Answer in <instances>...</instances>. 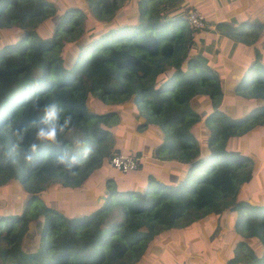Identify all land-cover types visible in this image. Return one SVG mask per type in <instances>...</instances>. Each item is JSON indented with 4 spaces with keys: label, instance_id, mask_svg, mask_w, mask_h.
Returning a JSON list of instances; mask_svg holds the SVG:
<instances>
[{
    "label": "trees",
    "instance_id": "obj_1",
    "mask_svg": "<svg viewBox=\"0 0 264 264\" xmlns=\"http://www.w3.org/2000/svg\"><path fill=\"white\" fill-rule=\"evenodd\" d=\"M79 1L59 9L52 0H0V28L12 32L0 42V190L16 180L21 191L18 210L0 208L3 264H140L162 230L231 212L233 230L256 238L262 250L239 240L225 264H264V200L243 193L260 176L244 135L264 127V60L252 45L264 13L262 20L241 14L214 23L252 45L230 87L240 107L231 105L228 114L219 107V75L204 56L188 54L193 28L185 23L186 0ZM128 8L135 14L121 17ZM48 19V31L38 30ZM89 95L103 103L128 100L141 117L137 128L157 126L153 156L142 158L129 142L125 151L112 145L116 111L89 109ZM197 96L208 99L202 116L194 108ZM50 106L64 125L55 143L37 138ZM200 118L202 145L191 130ZM114 152L137 156L138 175L112 166L107 172L103 162ZM96 170L104 174L88 190V198L96 197L88 209L60 211L45 197L49 182L78 188ZM127 177H139L137 186ZM29 221L40 223L39 244L25 251L20 241ZM219 229L216 220L209 237Z\"/></svg>",
    "mask_w": 264,
    "mask_h": 264
},
{
    "label": "rangeland",
    "instance_id": "obj_2",
    "mask_svg": "<svg viewBox=\"0 0 264 264\" xmlns=\"http://www.w3.org/2000/svg\"><path fill=\"white\" fill-rule=\"evenodd\" d=\"M52 1L59 9H62L66 3L74 5L80 2L79 0ZM188 2L197 4L207 20L206 25L203 26L204 28L193 27V29H191L192 39L189 44L188 54L204 56L207 59V63L217 72L219 79L223 83L224 89V95L219 107L230 114L231 105H234L233 107H236L237 110L238 107H240V103H237L239 96L230 92V87L235 81V77L241 72L237 67V61L241 62V67L245 64L247 58L252 55L250 50L252 45L259 48L264 60V29L260 33L258 41L250 46H245L236 39L226 36L220 28H216L214 23L220 20H229L231 16L238 17L241 14L245 15L247 18L262 20L264 0H197L195 2H193V0H188ZM134 14L135 12L130 8L123 9L121 17L129 18ZM90 21L93 22L92 16L84 20L82 35H85L89 31V27L91 26ZM51 26V19H48L43 25L38 26L37 29L40 31H48ZM10 35H12L11 30L0 28V42ZM81 38L83 37L81 36ZM79 42L80 38L75 41V44L77 45ZM67 47L71 52H74V43H69ZM238 66H240V64ZM230 73H234V76H229ZM244 100L243 103L249 104L250 101L248 99ZM194 101V108L199 116H202L209 107L207 97L197 96ZM86 105L89 109L96 112L103 111L108 107L116 111L117 121L110 127L112 131V145L125 148L126 150L130 143L134 145V147L137 146L142 150V158H151L153 156V150L148 147L149 143L147 140H151V145H153V143L155 145V138L159 135V129L152 124L137 128L138 123L141 122V117L136 115L137 110L130 101L103 103L94 95H89L86 100ZM201 119L202 118L191 128L192 132L197 136L200 145L203 144V136L200 129ZM261 134L263 133L259 130L250 133L252 146L247 145L250 150L249 154L257 157L258 164L254 176H256L257 173L258 175L260 174V176L255 177V181L252 183L246 184L243 187V193L247 195L254 193L256 194V199L261 198L263 201L264 140L261 141ZM152 137H155V141ZM244 137L247 141L248 137L245 135ZM127 142L129 143L127 144ZM131 149L134 148L131 147ZM103 163V166L107 167L106 169L108 172L110 169L109 164L107 162ZM133 173L138 175L139 170L135 169ZM103 174L102 171L96 170L92 176L84 180L81 187L68 190L57 186V181L53 180L46 185L44 195L49 201L59 207L60 211H66V209H70V206L72 210L82 209L84 211L91 206L93 200L96 198L95 196L93 198H88V190L96 186L98 182L102 180ZM127 178L129 182L137 186L136 181L139 180V177ZM19 193H21V191L16 180H11L7 183L6 187H2L0 190V208L5 212H8L7 210L9 209L18 210V201H16V198ZM233 216V212L227 214L221 213L217 218L205 215L188 226H174L162 230L148 243V248L140 264H171L176 259L188 260V258V261L192 264H225V260L232 256L236 242L239 240L251 246L254 252H261L262 247L257 242L256 238L244 237L233 230ZM216 220L220 229L217 233L215 232L216 234L213 235V238H210L209 234ZM39 229V222H28L26 231L20 241L21 249L25 251L37 249L39 244ZM0 264H3L1 258ZM236 264L243 263L240 262Z\"/></svg>",
    "mask_w": 264,
    "mask_h": 264
},
{
    "label": "built area",
    "instance_id": "obj_3",
    "mask_svg": "<svg viewBox=\"0 0 264 264\" xmlns=\"http://www.w3.org/2000/svg\"><path fill=\"white\" fill-rule=\"evenodd\" d=\"M186 23L189 27H203L204 15L194 5L186 9ZM138 157L129 152H114L107 160L109 166L115 167L121 171H134L137 167Z\"/></svg>",
    "mask_w": 264,
    "mask_h": 264
},
{
    "label": "clouds",
    "instance_id": "obj_4",
    "mask_svg": "<svg viewBox=\"0 0 264 264\" xmlns=\"http://www.w3.org/2000/svg\"><path fill=\"white\" fill-rule=\"evenodd\" d=\"M45 111V122L44 125L39 127L37 131V138L42 141H48L51 143H55L57 141L58 132H62L64 130V125L59 124V118L56 117V109L55 106L46 107ZM70 119V118H69ZM68 121H65L67 124ZM37 145L32 144V151H36ZM28 161H31L32 157L29 156L26 158Z\"/></svg>",
    "mask_w": 264,
    "mask_h": 264
},
{
    "label": "crops",
    "instance_id": "obj_5",
    "mask_svg": "<svg viewBox=\"0 0 264 264\" xmlns=\"http://www.w3.org/2000/svg\"><path fill=\"white\" fill-rule=\"evenodd\" d=\"M187 1V3L188 4H190V6L191 5H196V7L202 12V10L197 6V4H195V3H193V4H191V2H188V0H186ZM195 1H197V0H193V2H195ZM203 13V12H202ZM204 14V13H203ZM206 19V18H205ZM206 25V24H205ZM204 25V26H205ZM244 45V44H243ZM240 64V66H238ZM241 62H239V61H237V67L239 68V71L241 70V69H243V66L241 67ZM241 67V68H240ZM238 71V72H239ZM231 72H232V70H231ZM231 76V75H230ZM232 77V76H231ZM260 131L261 133H263V134H261L262 135V137H260V139H261V141H263L264 140V127L263 126H259L255 131ZM254 131V132H255ZM245 136H247L248 138H247V141H246V139H245V137H244V139H245V142H247L246 143V145H245V149L247 150V152H250V150H249V148H248V146H252V139L250 138V134H245ZM153 138V140H154V138L155 137H152ZM147 140V139H146ZM146 140H144V141H146ZM148 141V143H149V145H148V147L150 148V147H153V145H154V143H153V145H151V140H147ZM155 141V140H154ZM250 141V142H249ZM143 143V142H142ZM248 145V146H247ZM122 150H125V148H122ZM251 155V154H250ZM253 157L255 158V156L253 155ZM256 159H257V157H256ZM135 171V170H134Z\"/></svg>",
    "mask_w": 264,
    "mask_h": 264
}]
</instances>
